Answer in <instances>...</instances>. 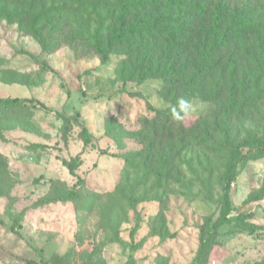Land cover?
Here are the masks:
<instances>
[{
  "label": "rangeland",
  "instance_id": "1",
  "mask_svg": "<svg viewBox=\"0 0 264 264\" xmlns=\"http://www.w3.org/2000/svg\"><path fill=\"white\" fill-rule=\"evenodd\" d=\"M26 25L0 20V98H33L68 116L79 112L93 140L86 147L75 126L65 146L63 122L41 108L29 116L0 115V264H43L53 256L60 264H194L221 211L224 163L211 147L178 152L137 137L143 134L139 117L151 115L148 103L169 106L163 80L130 83L128 90L138 94L130 96L118 80L124 54H111L103 64L71 27L60 28L45 51ZM253 51L246 65L264 75V52ZM262 89L251 112L234 115L239 140L264 134V83ZM191 100L196 110L184 118L187 126L217 110L198 96ZM76 156L84 163L72 175L61 160ZM211 171L207 192L200 179ZM79 179L74 200L34 206L68 193ZM263 183L264 157L241 163L231 186L232 216L252 213L248 221L259 229L251 234L237 222L221 227L202 264L264 261V199L248 201ZM15 219L21 236L12 231Z\"/></svg>",
  "mask_w": 264,
  "mask_h": 264
},
{
  "label": "trees",
  "instance_id": "2",
  "mask_svg": "<svg viewBox=\"0 0 264 264\" xmlns=\"http://www.w3.org/2000/svg\"><path fill=\"white\" fill-rule=\"evenodd\" d=\"M0 20L21 25L25 22L45 51L60 28L71 27L96 50L103 64L111 54H124L126 59L117 73L123 91L130 96L138 95L128 90L130 83L141 86L152 79L164 81L162 93L169 106L157 109L148 103L151 115L139 117L143 134L137 137L142 142L151 137L168 143L178 152L189 147H211L212 157L224 163L221 211L208 228V237L202 239L194 264H202L210 239L221 227L237 222L251 234L258 231L259 227L248 221L252 213L232 216L231 186L242 162L264 157V134L239 140L233 136L232 123L236 113L251 112L257 95L263 91V73L246 63L252 50L264 52V0H0ZM181 96H198L215 104L217 110L212 116L199 117L191 126L184 119L174 121L171 108ZM39 108L54 112L33 98H0V115L16 112L29 116ZM54 113L63 122L60 135L65 146L75 126L82 128L85 146L92 144L93 135L79 112L74 116ZM113 133L112 126H108L107 134ZM3 135L0 130V138ZM35 147L46 148L41 144ZM61 161L72 175L84 163L81 156ZM212 180V171L200 179L207 192L211 191ZM82 184L79 179L68 193L42 198L34 206L74 200ZM262 199L264 183L248 201ZM17 223L15 219L12 231L21 236ZM61 261L53 256L43 264Z\"/></svg>",
  "mask_w": 264,
  "mask_h": 264
},
{
  "label": "clouds",
  "instance_id": "3",
  "mask_svg": "<svg viewBox=\"0 0 264 264\" xmlns=\"http://www.w3.org/2000/svg\"><path fill=\"white\" fill-rule=\"evenodd\" d=\"M196 110L191 98L181 96L178 98L176 105L171 108V118L174 121L180 122L186 116H189Z\"/></svg>",
  "mask_w": 264,
  "mask_h": 264
}]
</instances>
